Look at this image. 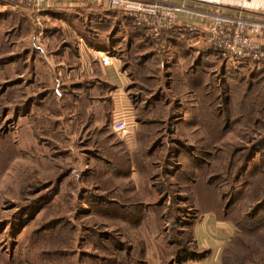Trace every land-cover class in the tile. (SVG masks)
Here are the masks:
<instances>
[{
  "label": "rangeland",
  "instance_id": "obj_1",
  "mask_svg": "<svg viewBox=\"0 0 264 264\" xmlns=\"http://www.w3.org/2000/svg\"><path fill=\"white\" fill-rule=\"evenodd\" d=\"M9 31L0 27V264H135L126 249V208L103 204L97 195L118 201L125 198L121 190L133 185L146 202L155 203L157 193L149 190L153 193L149 195L144 185H160L168 190L175 182L171 173L179 170L184 161L173 160L170 162L173 168H169L164 154L157 158V151L146 163V169L129 159L128 164L136 167L120 174L116 163L108 168L112 174L109 186L118 190L109 195L93 194L91 185L96 181L87 176L96 170L95 152L78 143L76 132L67 127L63 110L57 118L64 124V130L67 128V134L73 136L56 145L46 140L55 134L46 133L47 123L40 120L45 113L34 117L35 129L32 119L17 110L14 103L17 95L24 100L28 94L33 103L35 94L43 92L52 97V90L62 83L37 82L42 76L35 74L37 70L26 62L24 46L12 45L14 32ZM204 52L202 66L210 79L211 127L198 129L196 114L184 111L170 122L173 134H167L166 124L160 138L163 144L171 143L172 147L179 141L180 152L204 158L203 170L194 172L197 187L209 184L212 197L222 195V202L217 205H229L227 239L231 241L227 242L225 264H264V204L253 211L264 201V106L259 107L263 115L258 116L250 103L245 104L250 95L255 94L258 100V89L263 91L264 84L250 82L248 72L239 63H231L234 68L228 70L229 62L219 59L208 47ZM119 53L116 50L115 56ZM225 70L229 74L223 73ZM247 84L253 85L249 93ZM140 99V94H133L130 101L138 107ZM97 102L94 100L93 105ZM136 111L130 116H136ZM94 112L116 151L122 152L126 159L133 158L126 154V141L131 142L137 127L135 120L130 133L121 139L110 133L103 105L99 113L97 108ZM155 128L149 130V138ZM183 164L188 166L187 161ZM175 180L178 187L184 186L180 190L185 189L186 193L181 197H189L191 188H186L179 175ZM170 211V216L175 215L174 210ZM150 231L155 234L148 238L147 263H167L170 254L166 242L170 233L164 236L148 223L144 235ZM186 233L178 237L174 228L169 239L181 242L188 238Z\"/></svg>",
  "mask_w": 264,
  "mask_h": 264
},
{
  "label": "crops",
  "instance_id": "obj_2",
  "mask_svg": "<svg viewBox=\"0 0 264 264\" xmlns=\"http://www.w3.org/2000/svg\"><path fill=\"white\" fill-rule=\"evenodd\" d=\"M147 3H162L170 6L183 7L186 11H179L176 15L175 25L160 33V43L150 48L145 53L149 57L148 62H154L157 87L164 79L169 83L164 88L166 95L173 90V77L179 73L186 75V71L191 69L194 73V65L204 63L206 54L205 48H211L207 43V33L204 26L206 19L199 14H213L224 12L228 15L243 17H260L264 15V0H138ZM0 27L7 28L14 32V47L23 45L26 52L25 60L29 61L35 74L44 76L36 81L42 83L61 82L65 87H74L71 92L76 95L87 94L88 111L92 116L93 125L96 128L104 129L98 124L94 109L97 113L103 105L104 117L109 123L115 119L118 113L128 112L133 115L138 113L142 102L138 107L131 103L133 94L138 95V90L134 86V80L130 77L128 70L124 67L126 50L130 47V33L123 28L118 11L110 10L105 6L94 2L80 3L70 0H51L42 10L12 6L7 1L0 2ZM39 19L40 25L36 26L35 21ZM118 25L119 33H114ZM195 30L190 32V27ZM125 29V30H124ZM105 50H120L119 56L108 55ZM156 50L157 54L149 51ZM108 55L110 62L107 66L100 63L101 56ZM201 62V63H200ZM18 78L19 73H16ZM163 77V78H162ZM151 77H146V79ZM188 78H183V85L189 82ZM67 89V88H66ZM19 90V89H18ZM21 96L14 98V103L18 107L22 102L28 100ZM183 97L187 100L178 101L177 96H172L175 106L166 104L165 110L175 108L177 112H194L195 105L191 97V91L184 92ZM139 97V96H138ZM141 98V97H140ZM98 101L96 105H93ZM141 100V99H140ZM179 102V104H178ZM13 103V104H14ZM95 104V103H94ZM179 106V107H178ZM34 107L28 109V113L34 112ZM136 108V109H135ZM180 113V114H182ZM134 135L130 141H126V154L133 158H127V164L138 161L142 152L149 143V130L154 128L152 124L137 122ZM139 125V127H138ZM111 133V131H110ZM112 134V133H111ZM144 136H146L144 138ZM127 143L130 145L128 146ZM137 147V148H136ZM127 157V156H126ZM137 157V160H136ZM135 158V159H134ZM131 165V166H130ZM139 166V165H138ZM136 167L135 164H128L126 170ZM130 172V171H129ZM144 204H152L150 200L146 202L141 194L136 190ZM149 195L153 194L149 190L157 193L153 187L144 185ZM144 188V189H145ZM158 196V194H157ZM158 199V198H157ZM228 222L218 221L214 214L202 215L193 227L194 241L200 250H208L209 254L203 260L193 261L188 264H221V254L226 246Z\"/></svg>",
  "mask_w": 264,
  "mask_h": 264
},
{
  "label": "trees",
  "instance_id": "obj_3",
  "mask_svg": "<svg viewBox=\"0 0 264 264\" xmlns=\"http://www.w3.org/2000/svg\"><path fill=\"white\" fill-rule=\"evenodd\" d=\"M118 13L121 20L120 26L128 30L131 40L129 49L126 50V47L124 49V52L126 51L124 67L128 70L130 77L133 78L135 83L134 86L137 88L141 97L140 101L142 102L135 119L137 122L149 125L152 124L154 128L158 126L157 129H154L155 132L153 134L150 133L151 136L150 138L148 137V146L142 152V156L136 161V164L139 165L140 168H145L148 160L155 156V152L158 151L157 158H159L161 153L164 154V160H167L169 168H173L172 163L170 164L173 160L184 161L183 163L187 161L188 166L181 163L179 170L171 173L170 178L175 182L170 184L168 190L163 186L153 185L154 190L158 194V200L155 203L144 204L139 195L134 192L133 185L126 186L121 190V193L125 194V198H118V201L107 199L102 195H97V199L103 204H114V206H119L120 209L126 208V249L129 251L128 257L132 255V261L135 264H148L146 259L147 242L148 238L155 234V232L152 233L150 231V234L144 235L148 223L154 225L155 230L158 233L164 234V236H167L169 233L171 235L174 228L178 237L186 232V234H188V238L181 239V242L176 239L170 240V235L167 236L166 246L168 247L170 257L167 263L164 264H188L193 261L203 260L209 254V251L198 249L194 241L193 227L202 215L210 213L214 214L218 221L230 222L226 214L229 205L225 204L223 207L221 205L218 206L220 202H222V195L219 194L218 196L212 197L210 195L209 184L207 187H197L198 182L195 178L196 173L194 172L198 171L199 173L203 170L201 169V164L204 163V158L200 156L197 157L192 153L189 155L180 152L178 146L180 144L179 141L175 143L176 147H172L171 143L163 144L160 136H162V130L166 129L164 127L166 124L168 128L166 129L167 134H173L174 129L171 128L170 122L173 123L174 121L172 120L178 119L177 115L180 114L175 108H172V110H165L166 104L171 103L172 107L175 106L176 103L175 100H172V96H177L178 101H183L184 105L187 104L185 103L187 98L183 97L182 94L188 91H191V97L189 98L193 100L195 105V110L191 113L196 114L197 128L204 130L211 127L210 114L212 103L210 101V79L206 77L207 71L204 69V66L200 65L199 70V65L196 64L193 68L195 70L194 73L191 69H188L186 75H181L179 73L174 75L173 90L171 94L166 95L164 93V88L169 85V83L163 79L160 82L161 86L157 87L154 73L158 71L154 68V62L152 61L149 65L145 66V62L149 60V57L145 55L149 50L147 47L150 46V48H154V46L159 44L161 35L158 39L152 38L145 29L137 27L131 18L125 16L121 12ZM114 33L118 35V25H116ZM210 50L215 52L213 48H210ZM104 51L108 55L115 56V51L112 49H104ZM150 52L153 53L151 55L152 57L157 54L156 50H150L149 53ZM226 62H229L227 64L228 70L234 68L231 65L232 62ZM238 66L246 69L249 74L247 77H249L250 82L260 81V84H264V63L246 61L244 63H239ZM223 73L229 74V71L225 70ZM259 73L261 74L258 75ZM255 76L257 77L255 78ZM146 77H151V79H146ZM185 77L189 79V82H185L186 85L182 86L183 78ZM223 82L226 84L225 81ZM251 84L246 85L247 90H249L248 93L251 92V87L253 86ZM227 85L228 84H226V86ZM69 87H65L61 84L58 89L52 90V97L50 94L48 96H46V94L43 95V92L40 93L42 95L35 94L33 103L30 101L31 98L25 100L17 107V110L24 112L25 115L29 116V119H32L35 129L37 126L34 117L41 112L45 113L46 116L41 117L40 120L47 123L46 133L55 134L51 136L50 139L46 140H50L56 145L61 141H68L69 138L73 136L67 134V128L64 130V124L57 118L62 114V109L63 113H65L66 122L68 124L67 127L70 128V130L72 129L71 132H76L78 143H81L82 146L90 147L91 150L95 152L93 157L95 163L93 166L96 170L94 172L92 171V173L89 171L90 173L87 176L89 180L96 181L91 185L94 191L92 193L104 195L112 194L113 191L118 189L109 186V184H111L110 180L112 174L108 172V168L111 169L110 167L112 165L115 166L114 164L118 163L119 168L117 169V174H120L119 172L124 173L127 166L126 156L122 152L116 151L114 144L110 142V137L107 135L108 132H106L107 130L96 128L93 125L92 116L87 108V103L89 101L88 95H76L71 92L74 87ZM261 89L262 88L258 89L259 91L256 90L259 92L258 100H256V95L254 94L246 97L245 102L246 105L248 103L251 104L254 113L258 116L263 115L259 108L264 106V88L263 91ZM31 106L34 107V112L28 113V109ZM256 118L259 120V117ZM57 130L60 133H57ZM43 135L45 134L43 133ZM112 135L114 134L112 133ZM258 142L259 141L256 143ZM155 167L157 166L155 165ZM245 169L246 167L244 166L243 170L245 171ZM91 170H93V167H91ZM167 172L170 173L169 170ZM176 175H179L183 182L185 181L186 188H191L189 190V197H181V194H185L186 192L185 189L182 191L180 190V188H184V186L178 187L176 185ZM93 196L95 195L91 197ZM166 200H168V204H165ZM180 200L182 202H180ZM263 204L264 201L260 202L253 211H258ZM170 210H174L173 212H175V215L170 216ZM165 211L167 212L165 213ZM178 226H180V229ZM230 241L231 239L228 244H230ZM228 244L222 251L221 264H225ZM134 254H136V256H134Z\"/></svg>",
  "mask_w": 264,
  "mask_h": 264
},
{
  "label": "built area",
  "instance_id": "obj_4",
  "mask_svg": "<svg viewBox=\"0 0 264 264\" xmlns=\"http://www.w3.org/2000/svg\"><path fill=\"white\" fill-rule=\"evenodd\" d=\"M12 6H22L35 11L42 10L51 0H5ZM71 2L88 3L105 6L110 10L123 13L131 18L137 27H141L154 39L160 33L171 29L176 22L179 11L183 7L170 6L162 3H147L138 0H70ZM206 19L205 32L207 43L217 55L232 63L252 61L264 63V15L260 17H243L228 15L224 12L199 14ZM40 25V20L35 21ZM195 27H190L192 32ZM110 62L108 55L100 57V63L107 66ZM133 117L128 112L118 113L111 122L110 131L123 139L130 133Z\"/></svg>",
  "mask_w": 264,
  "mask_h": 264
}]
</instances>
